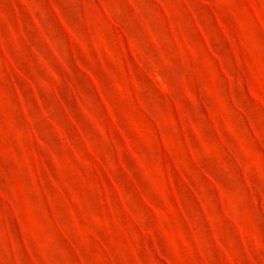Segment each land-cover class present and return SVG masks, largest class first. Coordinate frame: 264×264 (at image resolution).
<instances>
[{"label": "rangeland", "instance_id": "rangeland-1", "mask_svg": "<svg viewBox=\"0 0 264 264\" xmlns=\"http://www.w3.org/2000/svg\"><path fill=\"white\" fill-rule=\"evenodd\" d=\"M0 264H264V0H0Z\"/></svg>", "mask_w": 264, "mask_h": 264}]
</instances>
